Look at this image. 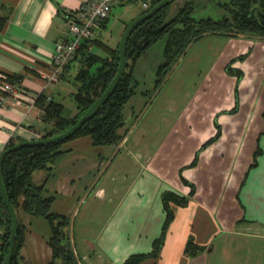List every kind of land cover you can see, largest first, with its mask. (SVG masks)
<instances>
[{
	"label": "crops",
	"instance_id": "1",
	"mask_svg": "<svg viewBox=\"0 0 264 264\" xmlns=\"http://www.w3.org/2000/svg\"><path fill=\"white\" fill-rule=\"evenodd\" d=\"M81 1L0 0V84L19 74L13 83L60 101L65 117L78 107L61 99L64 77L50 81L46 73L56 41L68 35L65 16ZM153 45L134 63L137 86L122 110V138L66 141L44 180L51 209L69 217L78 263L122 264L146 253L137 264H264V36L203 35L154 92L164 44ZM45 126L33 100L0 97V151L11 135L37 138ZM44 175L35 170L33 179ZM165 190L187 202H170L174 215L162 233ZM17 214L25 227L21 253L48 263L47 221ZM189 237L200 246L195 253L184 250Z\"/></svg>",
	"mask_w": 264,
	"mask_h": 264
},
{
	"label": "trees",
	"instance_id": "2",
	"mask_svg": "<svg viewBox=\"0 0 264 264\" xmlns=\"http://www.w3.org/2000/svg\"><path fill=\"white\" fill-rule=\"evenodd\" d=\"M156 1L148 0L147 3L145 0L147 5L142 6L138 13L146 10ZM217 2L224 10L223 15L218 18L194 16L191 0H185L182 5L177 7L173 15L168 16L170 2L143 18L133 27L127 37L125 44L126 65L116 86L91 116L66 139L18 147L3 156L1 161L2 182L15 211L18 212V209H22L29 214L41 216L49 225L50 234L47 242L51 248L52 258L46 264L79 263L67 230L69 217L51 209L53 196L43 193L44 180L51 172L57 156L68 150L64 147L66 141L88 135L91 137L93 144L103 145L117 143L122 138L124 130H120V128L125 121L122 110L137 86V80L133 75L135 60L150 45L165 36L162 59L157 64L155 79L151 88V91L154 92L190 43L203 35L216 32L227 35L244 33L264 36V0H218ZM107 19L108 17L103 19L100 26L105 27ZM127 22H125V25ZM3 23L4 17L0 16V27ZM92 43L102 48L105 55L101 56L90 51ZM118 60V40L115 44H108L98 34L81 40L73 57L64 64L60 73V77H64L62 76L64 71L67 72L74 61L77 63L73 75L76 87L71 91V95L78 111L74 115L65 117L61 115L63 105L60 101L52 97L47 98L44 93L39 92L34 99V103L40 107L42 119L47 123L39 137L54 135L74 123L106 88L115 74ZM19 77V74H9L4 79L5 81L14 82L13 80H17ZM217 134L218 132L215 133L213 138ZM20 140H23V138L11 135L2 149ZM258 152L257 149L252 164L255 163L256 153ZM39 169L45 170V175L41 182H36L33 179V173ZM161 198L165 208L163 233L174 215L170 202L184 205L187 202V197L173 190H165L161 193ZM0 208L2 215L1 262L8 250V237L11 228L10 213L3 204L1 197ZM24 229L25 227L18 217L13 253L8 264H32L21 253L25 241ZM161 241L162 235L154 240L153 249L150 253H157ZM199 249L200 246L196 245L193 239L189 237L185 243V252L195 253ZM145 255L146 253L130 254L122 264H137Z\"/></svg>",
	"mask_w": 264,
	"mask_h": 264
},
{
	"label": "built area",
	"instance_id": "3",
	"mask_svg": "<svg viewBox=\"0 0 264 264\" xmlns=\"http://www.w3.org/2000/svg\"><path fill=\"white\" fill-rule=\"evenodd\" d=\"M129 0H82L77 8L69 11L65 16L68 35L59 38L55 43V48L51 57L50 69L46 73L47 80L57 81L64 64L73 57L81 40L91 38L97 33L100 22L109 16L114 4L124 3ZM146 6L145 0L141 2ZM0 97H13L16 99H30L34 101V96L29 94L19 85L3 81L0 84ZM2 232V215L0 208V234Z\"/></svg>",
	"mask_w": 264,
	"mask_h": 264
},
{
	"label": "water",
	"instance_id": "4",
	"mask_svg": "<svg viewBox=\"0 0 264 264\" xmlns=\"http://www.w3.org/2000/svg\"><path fill=\"white\" fill-rule=\"evenodd\" d=\"M173 0H157L154 4H152L150 7H148L146 10H144L141 13L136 14L134 17H132L125 27L123 28L120 37L118 39V52H119V60L118 65L115 71L114 76L106 86V88L103 90V92L85 109V111L78 117V119L72 123L68 128H66L63 131H60L54 135L48 136V137H37V138H29V139H23L20 141H17L10 146L2 149L0 151V197L3 201V204L5 205L6 209L10 213L11 218V228L9 232L8 237V250L4 254L0 264H8L11 260L12 253H13V247H14V237L17 231L18 227V215L15 211L13 205L11 204L6 192L5 188L3 186L2 182V176H1V161L3 156L9 152L10 150H13L18 147L26 146V145H32V144H42V143H51L58 140H63L68 138L76 128H78L89 116H91L94 111L98 108V106L107 98V96L112 92L114 87L116 86L123 70L126 65V56H125V44L127 41V37L133 27L141 21L143 18L149 16L156 10L166 6Z\"/></svg>",
	"mask_w": 264,
	"mask_h": 264
},
{
	"label": "rangeland",
	"instance_id": "5",
	"mask_svg": "<svg viewBox=\"0 0 264 264\" xmlns=\"http://www.w3.org/2000/svg\"><path fill=\"white\" fill-rule=\"evenodd\" d=\"M148 3V0H146ZM185 0H173L168 7V16L173 15L177 7L182 5ZM218 0H191L192 2V14L194 16H212L214 18L221 17L224 13L223 8L218 4ZM142 0H132L125 3L114 4L110 10L105 27L98 28L100 31V38L108 44H115L119 39L125 22L129 21L142 7ZM165 36H162L155 41L153 46L164 44ZM90 51H93L99 55H105V51L97 44L92 43ZM76 62L74 61L64 79L61 80L62 89L61 99L65 101L66 105L73 100L70 94V90L75 89L76 84L73 78ZM68 90V91H67ZM60 100V99H59ZM62 101V100H61Z\"/></svg>",
	"mask_w": 264,
	"mask_h": 264
}]
</instances>
